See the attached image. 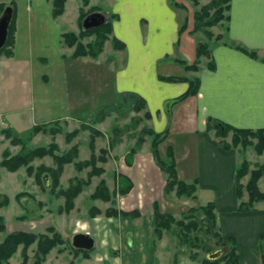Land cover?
Returning a JSON list of instances; mask_svg holds the SVG:
<instances>
[{
	"label": "crops",
	"instance_id": "obj_1",
	"mask_svg": "<svg viewBox=\"0 0 264 264\" xmlns=\"http://www.w3.org/2000/svg\"><path fill=\"white\" fill-rule=\"evenodd\" d=\"M100 4L105 9L101 12L116 16L112 36L125 44L124 49L115 51L120 54L118 67L114 66L115 93L138 95L146 103L152 130L158 133L168 129L167 147L173 150L179 181H197L195 198L191 199L200 196L206 204L214 203L222 241L219 246L232 238L238 264H263L260 238L264 235V205L258 203L253 211L238 210L235 170L241 156L237 150L221 147L219 138L206 130V120H219L237 129H264V0H230L225 41L211 47L209 58H200L197 71H186L177 63L181 60L189 65L196 59L195 34L189 33L190 29L178 34V28L185 22L190 27L193 19L171 7L168 0H99L98 3L91 0L87 7ZM233 45L254 51L256 57ZM209 62L214 64L213 69L207 65ZM168 76L197 78L198 93L175 101L187 91L188 83L159 79ZM151 157L154 163L152 153ZM141 160L140 153H135V166L126 164V171L120 172L122 178L129 180L131 188L122 195V206L118 207L122 212L137 211L139 217L108 218L103 214L81 221L74 214L75 206L68 214L59 215L70 216L72 221L66 224V218L55 226L64 245L60 250H50L41 264H168L173 261L168 256L165 235L158 241L153 234L152 204L157 203L162 210L159 197L165 195L163 174L156 163L141 166L138 163ZM248 161L253 168L251 160ZM158 177L162 180L160 194L153 195V186L159 187ZM245 181L246 178L242 183ZM150 197L148 209L146 202ZM43 226V223L34 227L27 222H16L6 224L5 229L38 233ZM79 233L94 239L88 256L72 251V236ZM215 241L212 237L207 243L217 245ZM31 263L30 258L26 264Z\"/></svg>",
	"mask_w": 264,
	"mask_h": 264
},
{
	"label": "rangeland",
	"instance_id": "obj_2",
	"mask_svg": "<svg viewBox=\"0 0 264 264\" xmlns=\"http://www.w3.org/2000/svg\"><path fill=\"white\" fill-rule=\"evenodd\" d=\"M98 1L95 0L96 3ZM210 1L201 0L198 6H195L188 0H176L180 5L185 6V9L177 8L182 10L181 14L191 18L195 11H199L201 6ZM100 5L96 7L102 11L105 10L102 4ZM7 6L12 7L15 15L13 24L15 42L12 47L5 48L6 50L0 54V162L4 151H7L9 156H16L35 149L48 148L52 144L57 147L54 155L63 156L76 148V157L72 163L64 164L60 173H57L58 167L52 154L35 157L16 172H8L0 166V200L5 197L9 200L7 206L0 209V217L8 226L16 222H27L36 227L39 223H43L44 229L36 234L50 235L47 233L48 227H53L59 234L55 226L63 223L66 218L68 219L66 224H69L72 218L59 216L69 212L60 213L65 202L58 193L69 187L72 180H88L87 175L91 168L78 170L75 164L90 158L91 140L94 143L93 153L97 157L100 156L101 149L106 151V162L96 163L103 172L100 176H92L89 185L84 187L83 192L73 201L74 208L76 206L74 214L81 221L90 219L91 207H96L102 213L99 215L102 217L106 209L114 207L118 210V207L122 206L120 204L123 201L122 195L130 182L126 177L122 178L120 172L126 171V164L135 166L133 164L135 155H132L130 151L140 153L143 161L138 163L141 166L148 163L154 164L150 151L152 139L143 133L144 130L152 128L149 121L144 119L145 111H132L129 98L115 93L114 66L118 67L120 58V54L115 51L122 49L115 50L111 41L112 36L103 44L102 52L95 59L71 58L74 48L70 49L63 45L62 33L78 34L81 30L79 22L81 0H68L64 13L57 18L52 15L51 0H0V16ZM89 8L82 9L88 11ZM227 12L225 11L224 21L210 28L212 32L210 40L204 33H195L193 38L197 44L207 42L210 51L212 46L225 41ZM108 13L111 15L110 12ZM217 35L221 37L220 40H215ZM94 38L95 36L83 38L81 43L85 45L93 42ZM112 62L113 65H111ZM112 106L116 109L100 121L98 114L109 111ZM55 122L58 123L57 126ZM82 124H87L90 129L99 131L101 134L95 135L92 130L86 129L67 142V134L80 128ZM36 125L48 127L45 132L32 135L31 131ZM52 127L53 129L59 127L61 132L53 135L50 131ZM6 133H10L9 138ZM228 136L225 141L230 143L231 136L230 134ZM139 138H142L144 142L138 146ZM13 139H20L22 143L13 145ZM167 146H169L167 140L159 145L158 151L162 160L165 159ZM247 151L250 152L246 154ZM247 151L245 158L251 160L253 167L255 162L263 161V158L256 155L251 148ZM44 176L48 177V188L43 185ZM161 176L165 183L166 175ZM160 178L158 177L159 187L153 186L154 189L151 190L153 195L160 194L162 181L159 180ZM100 181H104L109 189L113 204L91 200L90 195ZM259 188L264 191V177L259 180ZM151 197L146 202L148 209ZM159 198L161 209L169 212L176 220L183 219L187 213L190 214V209L206 204V200L200 196L196 200L187 197L179 198L174 191ZM205 224L210 227L209 222ZM10 233L14 232H8L6 229L5 233H1L0 243L6 234ZM70 234L68 232L67 235ZM163 234L168 256L173 260L172 262L177 258V264H202L207 254L221 249L216 241L217 245L209 246L205 243L199 248L189 243H181L178 227L175 226L170 232ZM62 245L64 243L53 249L60 250ZM209 247L210 250H208ZM21 250L22 246L18 247L8 264L21 263ZM34 250H36V244L31 245L26 251L28 259H32L31 264L35 261ZM30 251L31 256H29Z\"/></svg>",
	"mask_w": 264,
	"mask_h": 264
},
{
	"label": "trees",
	"instance_id": "obj_3",
	"mask_svg": "<svg viewBox=\"0 0 264 264\" xmlns=\"http://www.w3.org/2000/svg\"><path fill=\"white\" fill-rule=\"evenodd\" d=\"M90 1L91 0H81V8L79 9L80 26L82 24V19L86 15L93 13L94 11L101 10L96 6H93L90 7L88 11H84L82 8H86L90 4ZM188 1H191V3L195 6H198L199 2H201V0ZM66 2L67 0H51V12H53L52 15L54 18H57L58 16L64 13V7ZM168 2L169 5L174 9H185V6L180 5L178 2H176V0H168ZM229 3L230 0H211L208 4L201 6L199 11H195L192 15L193 23L189 33H204V35L210 40L212 38V32L210 31V28H213L214 26L218 25L220 22L226 19V16H224V14L225 11H228L230 8ZM14 18L15 15L13 13L12 22L9 27L8 39L5 47L1 49L0 54L4 52V50H6L5 48H8L9 46L12 47L14 45ZM115 19L116 16L111 14L108 16V22L106 23V25L101 26L99 28H95L94 30H80L78 34H74L73 32L62 33L61 41L63 45L70 49L74 48L71 54V58L77 59L83 57H90L95 59V57H97L102 52L104 46L103 44L106 42V40L110 38V36H112V23ZM187 27V22L183 23L178 28V34L181 35L182 33L187 32ZM94 36L95 38L93 42H88L87 44L82 45L81 41L83 38ZM220 39L221 37L218 35L215 37V40ZM111 41L115 50L124 49L125 44L115 39L113 36L111 37ZM233 46L237 49L239 48L240 50L244 51L249 56L256 57L254 51H248L240 47L239 45ZM195 53L196 59L191 64L187 65L181 60L177 61V63L183 65L186 71H197L199 69L198 64L200 62V58H202L203 56H210L209 44L207 42L198 43L196 46ZM207 65L211 69L214 68V64L210 62L207 63ZM159 79L167 82L183 81L188 83L187 91L182 94L181 97L175 100L177 102H180L181 100H184L188 97H193L199 91V80L197 78L189 80L184 77L177 78L168 76L167 78L159 77ZM121 95L127 96L129 98L132 111H145L146 103H144V101L138 95L134 93H123ZM115 109L116 107L112 106L109 111L101 112L100 114H98L99 120L103 121L105 118H107L111 111H114ZM143 115L145 120L150 119V115L147 111H145ZM55 125L57 126L58 123L55 122ZM47 127V125L34 126L31 131L32 135L42 131L45 132V129H47ZM86 129H90V126H88L87 124H82L80 128H76L74 129V131L67 134L66 141L69 142L73 140L75 136L79 134L80 131H85ZM90 130H92V133H94L95 135L101 134L99 131L93 129ZM206 130L208 132H213L214 136H216V138H219L221 147L224 150H237L239 155L241 156L242 160L239 162L235 170L236 195L239 201L237 206L238 210L240 212L253 211L256 209V205L258 203H262L264 205V192H262L259 188V180L264 177V160L261 163H256L255 166L251 168V163L248 161V159L245 158V152L250 148L256 155L263 156L264 158V129H237L231 125L222 123L219 120L217 121L208 118L206 120ZM50 131L53 135L58 132H61L59 130V127H57L56 129H53L52 127L50 128ZM143 133L151 137L152 140L150 144V151L152 153L154 163H156L158 169L166 175L164 193L169 194L174 191L175 195L179 198H195V193L197 191V181H193L191 183H183L179 181L175 169L173 150L170 147H167L165 159L162 160L160 158L158 147L162 142L167 139L166 137L169 133L168 129L158 133H155L152 129H146L143 131ZM229 134L231 136V140L230 143H227L225 140L229 137ZM9 135L10 133H6V136L8 138L10 137ZM143 142L144 140L142 138L138 140V146L142 145ZM21 143L22 142L20 139L12 140L13 145ZM93 145L94 143L91 140L90 149L92 154L90 158L87 161L76 162L75 164L78 170H82L88 167L91 168L90 172L87 175L88 180H72L69 187H67L64 191L58 193V196L64 198L65 202L64 207L60 209V213H68L73 210V201L77 199L79 194L83 192V188L89 185L92 176H100V174L103 172V169L98 168L96 163L100 161L106 162V151L101 149L99 151L100 156L97 157L95 153H93ZM56 148V145L52 144L48 148L35 149L33 151H30L29 153H20L16 156H9L8 152L4 151L2 154L3 158L0 162V166L6 169L8 172H16L20 167L27 165L33 158L43 157L52 154L55 157V162L58 167L57 173H60V169H62V166H64V164L72 163L74 161L76 157V148H73L70 153H67L63 156L54 155V151L56 150ZM130 153L132 155H135L136 152L131 150ZM50 172L54 174V172ZM245 178L246 181L243 184L242 181ZM130 188L131 185H129L127 189H125V191L123 192L124 195L128 192L127 190H129ZM243 194L247 195V199H243ZM90 198L91 200H98L113 204L112 195L109 189H107L104 181H100V183L96 186L95 191L90 195ZM8 203L9 200L6 197L3 200H0V209L7 206ZM152 211L154 223L153 234L155 235V240H161L164 235L163 233L170 232L175 226L178 227V234L181 238L179 241L181 243H189L199 248L202 244H205L210 241L212 237L215 238L217 244H220L222 242L220 232L217 226L213 202H209L208 204L204 206H199L195 209H190L191 213H187L181 220H176L171 214L159 210V207L155 202L152 204ZM103 213L108 218H114L116 216H128L134 219L139 217V212L137 211L122 212L114 207L106 209ZM89 214V218H95L101 215L102 213H100V211L96 207H91L89 210ZM206 222L210 223V227L205 224ZM5 228L6 224L4 222V219L0 217V234L6 232ZM47 233L50 235H41L21 231L6 234L4 240H2V242L0 243V264H8L9 259L16 253L18 247L20 246H22V250L20 251L22 261L20 264H26L28 262V256L26 251L33 244H36V250H34L35 261L33 262V264H41L42 262L44 263L45 257L50 252V250L64 243V240L61 239L60 235L57 232H55L53 227H48ZM260 242L262 263L264 264V235L261 236ZM221 249H225V251L221 255V258L211 261L206 258L202 261V264H238V255H236V243L234 242V239H228L227 242L223 244ZM73 250L76 253L82 252L83 256H88L89 253L87 251L75 249ZM189 256L191 258H194L192 255ZM173 264H177V258L174 260Z\"/></svg>",
	"mask_w": 264,
	"mask_h": 264
},
{
	"label": "water",
	"instance_id": "obj_4",
	"mask_svg": "<svg viewBox=\"0 0 264 264\" xmlns=\"http://www.w3.org/2000/svg\"><path fill=\"white\" fill-rule=\"evenodd\" d=\"M12 12V7L7 6L4 9L3 13H1L2 15L0 16V51L2 48L5 47L8 39L9 27L13 18ZM81 22L82 31L94 30L95 28H99L101 26L106 25V23L108 22V15L101 11H94L93 13L86 15ZM47 178V176H44L42 178L43 185L46 188L49 187V182ZM71 245L75 250L91 252L94 247V239L84 233L75 234L74 236H72ZM224 251L225 249L213 251L206 255L207 259L209 261L219 259L222 257L221 255Z\"/></svg>",
	"mask_w": 264,
	"mask_h": 264
}]
</instances>
